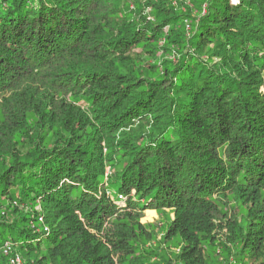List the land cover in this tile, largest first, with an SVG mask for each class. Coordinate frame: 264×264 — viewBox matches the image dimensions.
I'll return each instance as SVG.
<instances>
[{"label": "trees", "instance_id": "16d2710c", "mask_svg": "<svg viewBox=\"0 0 264 264\" xmlns=\"http://www.w3.org/2000/svg\"><path fill=\"white\" fill-rule=\"evenodd\" d=\"M189 1L0 0L1 263L264 264V0Z\"/></svg>", "mask_w": 264, "mask_h": 264}, {"label": "rangeland", "instance_id": "374dc122", "mask_svg": "<svg viewBox=\"0 0 264 264\" xmlns=\"http://www.w3.org/2000/svg\"><path fill=\"white\" fill-rule=\"evenodd\" d=\"M184 1H185V6H187V5L191 6L189 0H184ZM174 4H176L182 10H186L185 6L177 3L176 0H175ZM204 11H205V9H204ZM162 55H166V54L162 53ZM172 216L174 217V215H172ZM159 219H160V217L155 210H147L145 213V217L142 219V222L143 223H145V222H158Z\"/></svg>", "mask_w": 264, "mask_h": 264}, {"label": "built area", "instance_id": "2783aa9c", "mask_svg": "<svg viewBox=\"0 0 264 264\" xmlns=\"http://www.w3.org/2000/svg\"><path fill=\"white\" fill-rule=\"evenodd\" d=\"M187 29L189 30L190 29V25H187ZM47 229V228H46ZM9 251H10V247H6L5 249H4V253L5 254H8L9 253ZM22 263V260H21V257L20 256H12V257H10L9 258V260L7 261V262H5V263H1L0 262V264H21Z\"/></svg>", "mask_w": 264, "mask_h": 264}]
</instances>
